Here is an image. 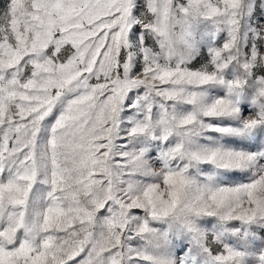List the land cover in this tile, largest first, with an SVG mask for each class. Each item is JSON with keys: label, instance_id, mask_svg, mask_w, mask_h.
<instances>
[{"label": "rangeland", "instance_id": "obj_1", "mask_svg": "<svg viewBox=\"0 0 264 264\" xmlns=\"http://www.w3.org/2000/svg\"><path fill=\"white\" fill-rule=\"evenodd\" d=\"M0 264H264V0H0Z\"/></svg>", "mask_w": 264, "mask_h": 264}]
</instances>
